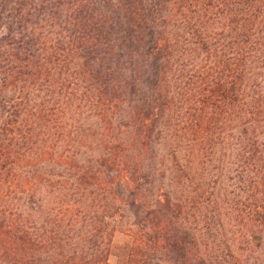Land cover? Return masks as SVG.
I'll list each match as a JSON object with an SVG mask.
<instances>
[{
  "label": "trees",
  "instance_id": "1",
  "mask_svg": "<svg viewBox=\"0 0 264 264\" xmlns=\"http://www.w3.org/2000/svg\"><path fill=\"white\" fill-rule=\"evenodd\" d=\"M247 201L264 215V0H0V264H112L122 206L139 252L235 264L219 223Z\"/></svg>",
  "mask_w": 264,
  "mask_h": 264
},
{
  "label": "rangeland",
  "instance_id": "2",
  "mask_svg": "<svg viewBox=\"0 0 264 264\" xmlns=\"http://www.w3.org/2000/svg\"><path fill=\"white\" fill-rule=\"evenodd\" d=\"M189 74L184 78L183 84L189 88L191 84ZM182 84V88L184 85ZM154 151V150H153ZM159 151L155 149L154 152ZM186 165L185 162H183ZM179 164L176 158L170 157V168H176L175 165ZM213 181H209L211 184ZM213 187V184L211 185ZM218 187V185H216ZM165 188V185L163 186ZM159 189L153 187L147 191L138 193L136 196L147 198V209L156 207V200L159 196ZM212 188L208 193L211 196ZM218 191V188H216ZM248 198V197H247ZM249 199V198H248ZM185 201V200H184ZM250 203L247 201L245 205L241 206L242 212L235 216L222 217L224 226L219 223L222 233V243L226 242L233 246L232 241L237 237L238 242L232 248L235 252V264H264V215L257 217L250 215L246 205ZM210 210V209H209ZM120 215L117 218L118 222L106 227V243H108L112 235V244L109 253V261L112 264H178L174 262V258L179 255L177 249H173L170 253H165L161 250L152 251L145 246L142 250L135 249L134 245L147 243L148 237L142 232L135 223V220L127 207L122 206ZM94 215V214H93ZM94 217V216H93ZM91 218L93 220L94 218ZM231 221H230V220ZM155 221V220H154ZM157 223V220L156 222ZM229 223V224H226ZM152 225H155L151 224ZM103 226V225H102ZM157 226V225H156ZM92 228V224H91ZM114 229V230H113ZM230 240V243H229ZM235 243V242H234ZM128 247V248H127ZM237 247L239 249H237ZM247 250V251H246ZM149 255V258H144V255ZM183 254V253H182Z\"/></svg>",
  "mask_w": 264,
  "mask_h": 264
}]
</instances>
